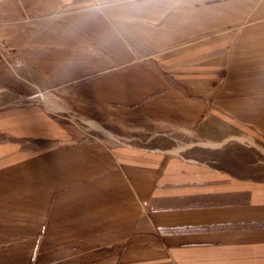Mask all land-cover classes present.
I'll list each match as a JSON object with an SVG mask.
<instances>
[{
	"label": "crops",
	"instance_id": "crops-1",
	"mask_svg": "<svg viewBox=\"0 0 264 264\" xmlns=\"http://www.w3.org/2000/svg\"><path fill=\"white\" fill-rule=\"evenodd\" d=\"M130 7L0 0V264H264V178L147 138L264 148V0Z\"/></svg>",
	"mask_w": 264,
	"mask_h": 264
},
{
	"label": "rangeland",
	"instance_id": "rangeland-1",
	"mask_svg": "<svg viewBox=\"0 0 264 264\" xmlns=\"http://www.w3.org/2000/svg\"><path fill=\"white\" fill-rule=\"evenodd\" d=\"M202 135L201 131L172 133L161 130L159 133L147 135V138L149 139L148 144L155 146V150L180 152L188 157L199 158L220 166L221 169L237 170L240 174H251L264 178L263 147L251 145L244 140H235L234 142L227 141L225 145L220 144L222 146L214 149L201 140Z\"/></svg>",
	"mask_w": 264,
	"mask_h": 264
},
{
	"label": "clouds",
	"instance_id": "clouds-1",
	"mask_svg": "<svg viewBox=\"0 0 264 264\" xmlns=\"http://www.w3.org/2000/svg\"><path fill=\"white\" fill-rule=\"evenodd\" d=\"M116 2L131 5L128 11L130 13H135L140 11L142 5L150 3L151 0H116Z\"/></svg>",
	"mask_w": 264,
	"mask_h": 264
}]
</instances>
